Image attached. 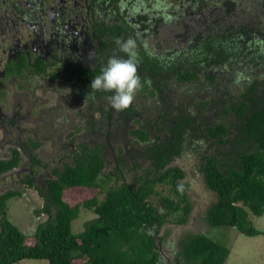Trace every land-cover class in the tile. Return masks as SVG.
I'll list each match as a JSON object with an SVG mask.
<instances>
[{
    "label": "trees",
    "instance_id": "16d2710c",
    "mask_svg": "<svg viewBox=\"0 0 264 264\" xmlns=\"http://www.w3.org/2000/svg\"><path fill=\"white\" fill-rule=\"evenodd\" d=\"M105 5L109 16L95 23L101 43L96 53L106 55L102 64L101 58L96 67H88L85 59L80 65L43 59L30 64L22 53L6 72L18 77L25 92L28 85L43 90L50 82L60 95L71 94L90 108L105 105L102 112L114 120L109 138L128 132L130 141L144 148L147 168L141 166L132 182L123 175L126 169L139 170L138 163L131 168L116 159L115 168L106 172L103 150L89 148L85 132L79 136L86 114L72 122L69 141L62 142L69 114L54 110L48 122L57 132L53 145L59 152L51 159L57 163L51 166L49 157L37 154L45 140L34 133L29 147L22 146L33 165L29 162L21 174L13 172L24 160L18 148L0 158V177L23 178L0 194V264H162V228L185 225L192 211L186 173L172 165L185 152L197 155V173L215 197L205 214L208 233L231 228L250 237L264 235L252 222L264 216V0H105ZM129 36L139 45L143 87L131 107L117 111L107 100L113 93L90 85L111 56H125L115 40ZM29 98L39 102L36 93ZM41 166L50 170L44 191L36 184ZM181 182L183 194L177 191ZM71 189L98 192L72 205L65 197ZM31 191L39 193L43 205L31 209L34 225L20 228L9 217V202ZM83 210L96 218L75 234L73 224ZM149 230L154 234L147 235ZM216 240L184 234L176 263L226 264L232 249Z\"/></svg>",
    "mask_w": 264,
    "mask_h": 264
},
{
    "label": "rangeland",
    "instance_id": "374dc122",
    "mask_svg": "<svg viewBox=\"0 0 264 264\" xmlns=\"http://www.w3.org/2000/svg\"><path fill=\"white\" fill-rule=\"evenodd\" d=\"M68 8H70V14L72 16L73 13H80L82 14L81 19L84 17V15L87 13V8L89 5V2H86L83 5H80V9L74 8L73 3H71L69 0H65ZM53 6L57 8H61L60 4L56 3V1H53ZM60 6V7H59ZM104 10H108L107 6L105 5ZM48 12L51 11V5H47ZM78 10H80L78 12ZM100 12V11H98ZM97 12V13H98ZM109 12V11H108ZM100 16L101 13H99ZM88 18V15H87ZM101 18V17H98ZM96 14H93L90 16V19H98ZM89 19V18H88ZM8 22H3V26L7 27L5 29V34L0 35V40L5 39L4 45H6V50L10 51L12 47V51L19 49V46H24L26 44H31L32 41H34V38L36 36L37 26L31 25V21L28 23H19L18 25V32H15L13 29V23H10V25H6ZM30 23V24H29ZM47 30L49 31L48 36H54L57 33H60L58 30L60 27L49 26L47 24ZM54 27V28H53ZM13 32H15L13 34ZM66 43H69V40L66 39ZM13 44V46H12ZM18 46V47H17ZM60 46V45H59ZM66 52H72L71 50H66ZM4 55V54H3ZM7 55V54H5ZM60 66H57L55 68H59ZM54 83H60L61 79L53 81ZM55 88L51 87V83L49 82V85H43V90L37 91V95L39 97V102L34 104L31 108V110H22V114L26 117V122L20 121V124L18 127L20 128L18 131V142L19 145L25 147V144L27 143V140L30 137L31 133H34L37 135L38 138H42L45 140L44 144L45 147L39 148L36 152L37 154L41 153L44 155L45 158L49 157V160L51 161L53 155L58 154V150L53 145V138H56L57 132L50 127V123L48 120L53 119V111L57 110L61 113H65L62 111L67 112L69 114V120L68 122H65L67 124L66 126H69L67 130H65L63 135V141H69L67 139L66 135L67 133L71 132L72 122H80L82 121L85 116H80L76 113V111L73 109L72 104L75 103L74 99L70 97L68 94L60 95L57 93ZM52 90V91H50ZM63 101H66L67 103L64 106H59ZM36 105V106H35ZM84 105V103L82 104ZM54 107L59 109H54ZM86 106H79L76 105V109L79 108V110L83 111L84 114H86L85 122L90 126V131L88 128L84 127V131L79 134V136L83 137V134L85 132L86 141L90 145V147L93 148H101L103 150V156L105 157V161L107 163L106 166V172H110L115 168V161L116 159L126 161L128 162L129 166L131 168H134V165L136 163L139 164V170L132 169L133 172H130L129 170H125V175H123V178L127 182H132L137 174H141V166L143 168H147V164L149 163L148 160L143 157V154L145 153L144 148L141 145H138L135 143L134 140L130 139L132 138L128 132L124 131V136L121 134H116L115 136L112 135L111 138H109L108 132L109 130H112V124L114 123V120L108 121L104 113L102 112V105H99L98 103L94 105L90 109H83ZM69 108V109H67ZM83 109V110H82ZM71 111V112H70ZM10 115V114H7ZM18 122V120H17ZM118 127V124H117ZM116 130V129H115ZM61 135V136H62ZM79 137L77 141L81 139ZM0 138L2 141L0 144L4 143V139L6 138V135L4 136V132L0 130ZM4 146V145H3ZM19 146L10 147L7 149L2 150V146L0 147V158H9L11 155V152L13 149L17 148ZM120 150H122V153H119ZM23 151V150H22ZM144 151V152H143ZM204 150L202 149V152ZM143 152V153H142ZM141 154V155H140ZM24 157V156H22ZM51 163H57V161H51ZM199 160L197 159V155H194L192 153L185 152L182 154V156L178 159H176L172 165L179 166L182 168L186 173V180L190 184V188L188 190V196L190 199V203L192 206V211L190 215L187 217V223L185 225H181L179 223H172V224H166L161 230V235L164 239V245L161 246L163 248V256L162 258L163 263L162 264H177L175 259V252H177V249L179 250V242L181 240V237L184 234H205L211 239H217L216 241L220 242L223 246L227 248H231L232 252L230 257L228 258L226 264H264V235H260L258 237H250L241 234L237 229H212L211 232L209 231V226L207 224L205 214L208 211V208L212 205V203L215 202L214 194L209 192V190L205 187L203 178L198 175L196 166L199 164ZM27 165L28 162L26 159L21 161V165ZM50 166V167H51ZM129 167V168H130ZM38 173L41 175L37 178L36 184L44 191V180L47 178H50V170H44L43 166H41L38 169ZM16 179H9L6 177H3L0 179V194H3L4 191L7 190L8 187L14 186V181L19 182L20 178L22 177H15ZM23 179V178H22ZM185 182V181H184ZM183 182V183H184ZM161 192H163V189L160 188ZM97 190L89 191L87 193L80 191L79 189H71L66 192V199L72 204H78L81 202H84L87 199L92 198L95 194H97ZM25 199V200H22ZM19 201L12 200L9 202L10 204V210H9V217L12 219L17 226L20 228H28L29 225L33 226L32 220H33V214L31 212V209L35 207L36 209H40L43 205V198L39 196V193L37 191H31L28 192L26 195L23 196V198ZM27 200V201H26ZM160 198H156L154 200V203L159 207ZM14 204V205H13ZM17 204V205H16ZM13 205V207L11 206ZM12 207V208H11ZM29 216L31 217V220H29ZM94 218H96V215L90 211V210H83L80 218L75 221L73 224L74 233L78 234L82 231L83 226L85 223L92 221ZM205 218V219H204ZM252 222L255 226V228L261 232H264V216L257 218L254 217L252 219ZM26 231V229H24ZM27 234H29V231H26ZM183 262V261H182ZM181 263V262H180ZM18 264H50L46 260H26L22 261ZM76 264H84L82 262H76Z\"/></svg>",
    "mask_w": 264,
    "mask_h": 264
},
{
    "label": "flooded vegetation",
    "instance_id": "af4514ba",
    "mask_svg": "<svg viewBox=\"0 0 264 264\" xmlns=\"http://www.w3.org/2000/svg\"><path fill=\"white\" fill-rule=\"evenodd\" d=\"M53 1L60 4L61 8L57 10V8L52 5ZM69 1L73 3L74 8L78 9H80V5L89 2L87 13L82 19V14L80 13H73L74 16L70 14V8H68L69 6H67L65 0H0V35L5 34V29L7 28L3 26V22L10 21V23H13L15 32H18L17 22L28 23L31 21V25L37 26L34 41L29 45L17 46L19 49L14 51H12V47L10 51L9 49L7 51V46L3 44L6 42L5 39L0 40V130L4 132V136L6 135L4 143L0 144L2 150L19 146L18 131L20 128L18 125L20 121L26 122L27 117L21 115L22 110H31L32 106L36 104V101L34 103L29 101V99H31L29 98L30 94L41 91L35 89L33 85L32 87L28 85V92H25L22 89V85L17 84L18 77L15 74L6 72L8 64L18 60L17 58L23 54L26 55L29 63L32 62L33 59H43L47 62L57 61L59 65L64 61L80 65L85 59L88 67H96L99 64L95 61L96 59L101 58L99 62L102 64L106 58L104 52L100 54L96 53L98 49L101 48V43L98 40V36H96L97 33L95 29L97 19H90V16L93 14H96L97 18L101 17L99 13L103 15L104 19L109 16L108 10L103 9V2L105 0H96L92 10L90 6L93 4V0ZM47 5H51V11L53 12H48L46 10ZM79 11L80 10H78V12ZM124 11L129 13L128 8L124 9ZM10 23L6 25H10ZM47 24L49 26L55 25V27H60L58 30L60 33L52 37L48 36L49 31L46 29L48 27ZM15 32H13V34ZM66 39L69 40V43H66ZM66 50H71L72 52L68 53ZM103 55L104 57L102 58ZM68 95L75 101L72 107L76 113H81L85 116L83 111L79 110V108L76 109V105L81 107L86 106L83 109H90L87 101H78L76 97L71 94ZM66 103V101H63L59 106H64ZM83 103L84 105H82ZM103 107L107 108L105 105H103ZM62 112H66V110ZM83 126L90 131V126L86 124V122H84ZM61 137V141L65 142L63 141V136ZM85 138L88 137L85 136ZM1 141L2 139L0 138V142ZM26 161L33 165L28 155H26ZM25 166L26 165H21L20 170H23Z\"/></svg>",
    "mask_w": 264,
    "mask_h": 264
},
{
    "label": "clouds",
    "instance_id": "9594fccd",
    "mask_svg": "<svg viewBox=\"0 0 264 264\" xmlns=\"http://www.w3.org/2000/svg\"><path fill=\"white\" fill-rule=\"evenodd\" d=\"M115 43L119 47V51L125 54L126 58L120 55L111 56L107 60L105 66L100 69L99 74L94 76L90 87L94 91L113 93L107 97L108 103L113 109L122 111L132 106L137 93L143 87L142 78L139 74L141 58L138 52L139 45L137 43V38L132 36H129L127 39L117 38ZM143 46L145 49L148 48L147 40L143 41ZM144 83L150 85L151 81L145 79ZM29 138H31V134ZM25 145L27 147L28 143ZM17 148L23 152L21 145ZM30 151L32 152L33 149L30 148ZM26 155L27 154L23 152L24 159H26ZM23 170H20L19 167L13 172L21 174ZM6 176L7 175L2 176L0 179ZM177 191L180 194L184 193L185 188L182 182L177 185ZM153 234L151 230L147 232L149 236Z\"/></svg>",
    "mask_w": 264,
    "mask_h": 264
}]
</instances>
